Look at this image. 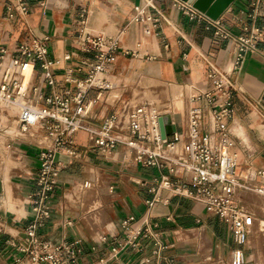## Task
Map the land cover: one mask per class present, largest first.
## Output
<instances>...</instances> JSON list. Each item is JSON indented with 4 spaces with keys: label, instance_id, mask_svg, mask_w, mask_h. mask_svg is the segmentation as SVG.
Returning a JSON list of instances; mask_svg holds the SVG:
<instances>
[{
    "label": "crops",
    "instance_id": "obj_1",
    "mask_svg": "<svg viewBox=\"0 0 264 264\" xmlns=\"http://www.w3.org/2000/svg\"><path fill=\"white\" fill-rule=\"evenodd\" d=\"M177 1L189 4L193 0ZM26 4L28 14L24 16L19 0H0V50L16 57L22 44L46 41L55 84L48 86L44 70L37 65L34 84L43 104L54 94H77L76 82L87 80L91 73L83 63L97 64L98 53H87L84 42L87 37L100 36L105 40L104 51H112L102 72L105 86L91 87L84 98L90 128L99 129L106 119L133 108L132 102H144L142 105H149L162 117L169 116L174 130L181 134L186 132L190 109L202 107L204 131L209 130L206 104L194 97L212 88V67L221 71L232 68L237 47L218 39L200 15L192 19L175 0H26ZM136 8L143 10L141 20H136ZM220 20L235 35L247 36L254 27L264 33V0H235ZM234 83L235 115L229 133L236 172L251 188H264V41L247 55ZM167 107L170 110L164 111ZM3 128L0 264H19V260L31 264L17 247L24 243L33 219L30 196L36 189L40 154L53 140L45 130L33 129L21 139L10 136L16 129L3 133ZM72 150L73 158L57 157L62 171L51 218L38 231L43 240L56 245H79L76 261L64 264H166L155 256L152 238L141 235L137 248L124 245L127 234L136 235L146 228V219L149 230L165 247L164 258L176 264H230L231 254L237 250L231 251L232 233L204 205L184 197L170 198L161 190L162 201L149 208L153 198L149 184L162 172L140 166L133 150L118 145L103 151L87 131L74 135ZM172 179L188 180L184 176ZM252 194L257 193L244 194L242 205L256 222L260 217L244 207ZM130 217L135 220L126 229L123 223ZM251 234L250 230L249 240ZM246 247V264H260L257 251L248 257Z\"/></svg>",
    "mask_w": 264,
    "mask_h": 264
},
{
    "label": "built area",
    "instance_id": "obj_2",
    "mask_svg": "<svg viewBox=\"0 0 264 264\" xmlns=\"http://www.w3.org/2000/svg\"><path fill=\"white\" fill-rule=\"evenodd\" d=\"M175 2L191 13L192 19L200 15L214 29L218 39L232 42L237 47L232 68L221 71L212 67L209 73L212 88L207 92L197 93L194 97V100L204 101L206 104L209 119L207 132L204 131V109L196 107L189 111L186 132L181 134L173 128V134L164 140L159 122L162 115L155 113L149 105L126 108L122 113L106 119L99 129L90 128L85 121L87 110L83 106L84 98L88 89L97 85L94 83L97 75L104 72L106 63L111 59L112 48L104 51L103 37H87L84 42L87 53H98L97 64L83 63L91 73L87 80L76 82L77 94L74 97L69 93L65 96L54 94L46 99L45 104L42 103L34 78L37 65H40L48 86L55 84L50 71L52 62L48 60L46 41L36 40L22 44L16 57H11L6 50H0V103L13 104L19 108L17 123L22 131L45 130L53 140L52 145L40 154L41 165L36 189L30 196L33 219L26 230L24 243L17 247L18 252L24 254L31 264L73 263L80 252L76 243L56 245L43 240L38 234L51 218V204L59 186L62 167L57 157H75L72 147L74 135L79 131L89 132L95 146L103 151H112L118 145L126 146L134 151L140 166L162 172L159 178L149 184V193L153 195L148 201L150 209L162 201L159 197L161 190L166 191L170 198L191 199L204 205L209 214L220 218L231 231L237 245L243 248L248 245L252 217L244 210L242 199L250 190L264 194V188H251L237 174V158L230 144L229 123L235 115L234 75L243 67L247 55L257 51L258 42L264 41V33L254 27L247 36L235 35L220 19L213 21L196 11L191 4H182L177 0ZM19 9L22 15L28 14L26 0H19ZM136 10V20H141L143 10ZM27 67H32L31 79L28 81L25 75ZM73 104L75 108L72 107ZM0 111L3 112L1 105ZM4 112L7 113L6 110ZM172 176H184L188 180H173ZM170 198L165 202L169 203ZM134 220V217H130L124 221V228L128 229L129 223ZM149 223V219H146L147 226L144 230L136 235L127 234L124 245L137 248L140 246L138 239L141 235L143 238H152L156 245L157 259L166 264H176L175 260L164 258L162 252L165 247L149 230ZM239 253L242 255L241 262L238 261ZM231 257L232 264L245 263L242 249L234 250ZM18 262L23 264L20 260Z\"/></svg>",
    "mask_w": 264,
    "mask_h": 264
},
{
    "label": "rangeland",
    "instance_id": "obj_3",
    "mask_svg": "<svg viewBox=\"0 0 264 264\" xmlns=\"http://www.w3.org/2000/svg\"><path fill=\"white\" fill-rule=\"evenodd\" d=\"M143 103L144 102H140V103L132 102L131 106L133 108H135L139 105H142ZM167 110H170V108L167 107V109L164 111H167ZM1 113H2V111H0V114ZM155 113H156V111H155ZM11 120L13 122L17 119L11 118ZM0 124L2 126H5V127L8 126V121L5 119V117H2ZM243 177L246 178V176H243ZM257 187H259V186L252 185V188H257ZM249 197H250V202L246 203L244 207L248 212L253 213L257 217H260V219L257 218V220L255 222L252 218V220L250 222V226H251L250 228H251L252 234H251V238H250L249 247L245 248V253L249 257L252 252L257 251L258 254H257L256 260L260 264H264V196L252 194ZM234 249H242L243 250V247H240L236 243L232 242L231 251ZM245 257H246V255H245ZM230 264H232L231 260H230Z\"/></svg>",
    "mask_w": 264,
    "mask_h": 264
},
{
    "label": "water",
    "instance_id": "obj_4",
    "mask_svg": "<svg viewBox=\"0 0 264 264\" xmlns=\"http://www.w3.org/2000/svg\"><path fill=\"white\" fill-rule=\"evenodd\" d=\"M235 0H193L189 4L204 16L216 21L219 20ZM162 139L173 134L172 121L169 116L159 120Z\"/></svg>",
    "mask_w": 264,
    "mask_h": 264
},
{
    "label": "bare ground",
    "instance_id": "obj_5",
    "mask_svg": "<svg viewBox=\"0 0 264 264\" xmlns=\"http://www.w3.org/2000/svg\"><path fill=\"white\" fill-rule=\"evenodd\" d=\"M31 71H32V67H27V69L25 71L27 81L31 79ZM102 76H103V74L99 73L98 76L96 77L94 83L105 86L102 84ZM195 95H196V93H195ZM0 105L3 108V112L0 114V121H1L2 117H5V119L8 121V126L3 128L4 129L3 133H8L9 131H11V129H16L15 132H10L11 135L10 134L9 135L14 137V138L16 137V138H21V139H23L24 137H26L27 135L32 133L33 129H28L26 132L22 131L19 128L16 120L13 121L12 125H10V123L12 122L11 117L17 116L19 114V108L17 106H15L13 104H5V103H0ZM4 109L6 110L7 113L4 112L5 111ZM0 127H2L1 124H0ZM32 138L35 139L34 137H32ZM257 195L264 196V194H257ZM249 244H250V240H249L247 246H249ZM239 258L240 259L238 261L241 262V260H242L241 253H239ZM231 263H232V257H231ZM244 264H246V260H245Z\"/></svg>",
    "mask_w": 264,
    "mask_h": 264
}]
</instances>
